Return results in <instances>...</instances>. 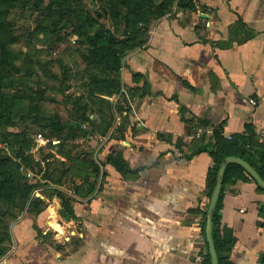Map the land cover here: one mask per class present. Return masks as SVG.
Returning a JSON list of instances; mask_svg holds the SVG:
<instances>
[{
	"label": "crops",
	"instance_id": "obj_1",
	"mask_svg": "<svg viewBox=\"0 0 264 264\" xmlns=\"http://www.w3.org/2000/svg\"><path fill=\"white\" fill-rule=\"evenodd\" d=\"M192 3L152 20L141 46L117 47L121 89L97 94L108 104L89 113L92 129L86 124L83 156L97 175L72 167L73 139L63 149L53 142V152H71L56 186L64 198L36 193L42 209L12 224L0 264H193L206 252L215 133L247 138L243 150L264 172V0ZM108 154L128 170L108 163ZM238 173L229 171L222 188L216 234L231 246L220 262L264 264V191Z\"/></svg>",
	"mask_w": 264,
	"mask_h": 264
},
{
	"label": "rangeland",
	"instance_id": "obj_2",
	"mask_svg": "<svg viewBox=\"0 0 264 264\" xmlns=\"http://www.w3.org/2000/svg\"><path fill=\"white\" fill-rule=\"evenodd\" d=\"M169 2L172 9L176 0ZM110 10L107 0H4L0 3V169L20 185H37L28 201L18 195L4 196L0 191V252L4 251L0 257L12 247V224L29 215V200H41L36 195L42 194L40 190L47 195L58 192L56 186L63 184V181L56 184L51 178L43 179V174L26 162L25 157L42 160L47 155H58L52 163L40 164V169L43 173L46 170L49 176L56 170L55 177L63 169L61 163L63 166L68 163L66 158L71 157V152L68 155L65 149L53 152L58 145L53 142L62 139L67 131L58 134L52 130L50 119L57 116L55 121L60 125L76 126L74 103L78 97L86 98L92 85L88 66L82 61V53L77 51L88 47L81 34H85L83 29L88 31H85L88 36L98 33L97 27L90 25L94 18L111 29L115 22L113 16L106 20L98 17L103 12L113 15ZM118 10L122 17L128 16L125 8L120 6ZM123 31L120 23L115 39L122 40ZM92 111L88 108L86 113ZM83 124L78 125L77 137L66 147L77 159H83V154L88 155L90 151L85 144L89 126L85 128ZM40 138L48 141L46 146L39 147ZM91 154H95L92 149ZM75 165V170L81 172V164ZM47 232V240L52 242V231Z\"/></svg>",
	"mask_w": 264,
	"mask_h": 264
},
{
	"label": "trees",
	"instance_id": "obj_3",
	"mask_svg": "<svg viewBox=\"0 0 264 264\" xmlns=\"http://www.w3.org/2000/svg\"><path fill=\"white\" fill-rule=\"evenodd\" d=\"M4 0H0V3ZM171 0H107V4L109 5V9L111 12H113V15L106 14L103 12V14H100L98 17L103 18L106 20L108 17H112L115 20L112 23L111 29H108L109 27H105L104 23H101L99 19L94 18V20L98 23H95V21L90 20V25L92 27H97L98 33L95 31L93 35L88 36L85 29H83V33L81 34V37L85 38L87 43L86 48L81 51L77 49L78 52H81L82 61L85 62V64L88 66L87 70L91 74L89 76V79L91 81L90 91L87 93L86 98L84 97H78L74 103L75 105V120L73 121L76 126L70 125L69 127H65L64 125H60L55 120L57 119V116H53L51 120V129L56 130L58 134H62L63 132L67 131L66 135L60 138V148L63 149L64 142L68 139H75L77 137L76 132H78V125L87 122L90 129L93 128L94 121H92L89 118V114L86 113L88 108H91L92 110H97L98 103L99 104H108L103 99H99L97 97V94H102L106 96H110L112 94L119 93L121 89V84L119 80V69L121 67L120 65V56L122 54V51H120L117 47H139L141 46L147 38L146 30L148 28V25L151 23L152 20L158 19L162 16H164L166 13H169L172 11L170 7ZM123 7L127 10V17H122L120 15V11L118 10L119 7ZM174 6H177L181 9H192L193 3L192 0H176ZM139 14H142V17L140 20L136 21ZM133 21V23L131 22ZM122 24L124 26V32L125 37L123 39H115V31L117 28V25ZM94 25V26H93ZM74 29L72 30V32ZM86 31V32H85ZM90 44V45H89ZM90 67L94 68L90 71ZM95 71V72H94ZM94 72V73H93ZM91 107H89V105ZM81 123V124H80ZM105 128V127H104ZM247 129L248 126H247ZM215 138L218 139L219 145H215L212 154L216 157L214 167L211 171L212 177L209 184V191L208 196L210 198L212 190L214 188L215 182H216V175L219 169V166L221 162L224 161V159L228 156H235L243 159L248 164H250L259 174V176L264 180V172L256 165L255 161L250 157V154L245 153L243 150L244 146L246 145V142L248 141L247 138L243 139L242 137H231L229 141L222 139L219 132H216L214 135ZM240 151V152H239ZM239 152V153H238ZM66 155L68 153L65 152ZM69 159L71 158L68 156ZM50 155L44 156L42 160H35L28 157H25V161L29 164L34 165L37 168V171L42 173L41 176L43 179H49L58 184L61 183L63 180V177L67 175V173L70 171V167L66 168L61 163V166L63 169L61 170L60 174L57 172L55 177L54 172L56 170H52L49 174L45 170L43 173V170L40 169V164L43 161L46 165L47 163H52V161L49 160ZM72 159V158H71ZM78 161L82 167H80V170L83 171H89V173H92L93 175H97L98 173V167L92 160H85V157L83 159H78ZM106 160L108 163H111L117 170H128L127 165L124 163L123 159L119 157L118 155L108 154L106 156ZM75 164L73 163L72 167L75 168ZM48 165V164H47ZM76 171V170H75ZM232 171L234 173H243V169L234 163L229 164L224 172L223 178H222V186L221 190L216 202V206L212 215V238L217 254L218 263L221 264L219 253L222 251H227L230 249L231 243L230 241H220L217 238V230H218V210L221 206L222 202V188L223 184L225 183L226 179L228 178V172ZM239 173L236 174L239 176ZM0 191L4 196H13L18 195L23 198H25L27 201L29 199V195L31 194L32 190L37 185H20L16 181H14L11 177L6 176L3 169H0ZM23 179V178H22ZM11 180L10 184H5L7 181ZM254 181V180H253ZM4 183V186L2 184ZM255 183V181H254ZM7 185V186H6ZM256 188L259 190L264 191L261 189L256 183ZM93 185H90V191L92 190ZM58 196L60 198H64L63 194L61 192H57ZM32 198V197H31ZM65 202V201H64ZM33 204L31 207L30 205ZM35 206V208H34ZM43 206V201L36 198V199H30L28 203V209L30 210L31 215H35L38 213ZM206 213L205 211V223H206ZM203 235H204V243L206 246V261L205 264H210V259L208 255L207 250V242L205 240V225L203 229ZM4 251L0 252V255H2Z\"/></svg>",
	"mask_w": 264,
	"mask_h": 264
},
{
	"label": "water",
	"instance_id": "obj_4",
	"mask_svg": "<svg viewBox=\"0 0 264 264\" xmlns=\"http://www.w3.org/2000/svg\"><path fill=\"white\" fill-rule=\"evenodd\" d=\"M229 163H234V164L239 165L255 181V183L261 189L264 190V180L259 176L257 171L243 159L239 157H235V156H228L220 164V167L217 172L216 182H215V185H214L211 197H210V201L208 203L207 213H206L205 240L207 242V250H208V255L210 259V264H219L213 238H212V215H213L216 202H217L220 190H221L224 171H225L226 166ZM259 208H261L262 210L261 215H263L264 206H259ZM60 214L64 215V211H60Z\"/></svg>",
	"mask_w": 264,
	"mask_h": 264
},
{
	"label": "built area",
	"instance_id": "obj_5",
	"mask_svg": "<svg viewBox=\"0 0 264 264\" xmlns=\"http://www.w3.org/2000/svg\"><path fill=\"white\" fill-rule=\"evenodd\" d=\"M251 103H254L252 100H250ZM260 140L264 143V129L260 133ZM38 141H42V138H40ZM206 261V252L201 251L197 252L192 256V262L193 264H205Z\"/></svg>",
	"mask_w": 264,
	"mask_h": 264
}]
</instances>
